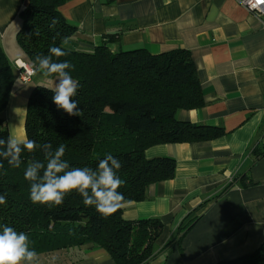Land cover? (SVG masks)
<instances>
[{"label":"crops","instance_id":"0c3cea01","mask_svg":"<svg viewBox=\"0 0 264 264\" xmlns=\"http://www.w3.org/2000/svg\"><path fill=\"white\" fill-rule=\"evenodd\" d=\"M26 5L27 0H0V44L17 77L3 116L19 139L26 138L28 97L48 80L19 79L16 63L30 65L16 41ZM59 11L77 28L67 45L74 51L92 52L108 36L116 39L113 52L188 51L204 104L178 111L176 118L224 131L209 142L146 150L147 159L175 161L173 179L151 185L145 201L123 206L127 221L163 224L155 256L146 264H217L255 252L264 243V16L236 0H70ZM13 120L20 121L18 132ZM38 257L40 264H116L93 246Z\"/></svg>","mask_w":264,"mask_h":264},{"label":"trees","instance_id":"16d2710c","mask_svg":"<svg viewBox=\"0 0 264 264\" xmlns=\"http://www.w3.org/2000/svg\"><path fill=\"white\" fill-rule=\"evenodd\" d=\"M68 1L27 0L18 16L21 28L16 41L30 65L35 56L48 55L50 47H62L68 52L59 60L74 65L69 71L79 88L73 99L83 114L69 116L57 109L52 100L54 93L36 86L27 100L26 138L38 144L50 143L53 149L64 144V159L70 167L96 169L99 160L111 154L122 164L118 175L124 183L119 191L126 198L125 204L145 201L151 185L175 177L174 159H147L148 148L209 142L223 136L224 131L176 118L178 111L198 109L204 104L188 51L160 55L146 49L113 52L114 36L105 38L92 52L71 50L62 41L67 38L69 42L77 28L59 11ZM36 30L39 35H31ZM15 81V69L0 44V137L4 138L10 133L3 113ZM33 159L43 161V152L25 150L20 168L11 167L0 157V195L6 197V203L0 205V226L7 224L27 233L30 247L38 256L62 255L93 246L106 250L116 264H146L154 258L155 244L163 233L158 219L127 221L123 207L103 218L94 207L84 206L75 191L60 206L33 204L29 182L24 179V170ZM195 221L181 227L178 235H183ZM217 264H264V243L250 255Z\"/></svg>","mask_w":264,"mask_h":264},{"label":"clouds","instance_id":"9594fccd","mask_svg":"<svg viewBox=\"0 0 264 264\" xmlns=\"http://www.w3.org/2000/svg\"><path fill=\"white\" fill-rule=\"evenodd\" d=\"M252 8L264 5V0H248ZM264 11V9H260ZM56 21H52L55 26ZM31 35L38 36L36 30ZM62 43L68 44L65 38ZM68 52L62 47H50L48 55H37L30 65L32 75L52 79L50 89L54 95L53 103L57 109L63 110L69 116H82L77 95L79 83L70 74L74 65L67 60H59ZM57 59H53V58ZM43 152V161L33 159L24 170V179L29 182V199L33 204L56 207L63 204L65 197L77 192L82 197L86 207H94L103 218H107L120 210L126 203V198L119 191L124 183L118 175L121 162L111 154L100 159L96 169L89 167H70L64 159L66 146L60 144L53 149L52 144H38L32 139H19L9 134L7 138L0 137V157L13 168H20L21 155L27 150ZM3 164L0 163V168ZM6 203V197L0 195V205ZM0 264H40L38 253L30 247V239L24 231H17L7 224L0 226Z\"/></svg>","mask_w":264,"mask_h":264},{"label":"built area","instance_id":"2783aa9c","mask_svg":"<svg viewBox=\"0 0 264 264\" xmlns=\"http://www.w3.org/2000/svg\"><path fill=\"white\" fill-rule=\"evenodd\" d=\"M239 5L244 7L248 12L257 15L258 17H263L264 16V11L260 9H264V5H260L259 8H252L248 2V0H236ZM16 68L19 72V79L22 83L28 84L32 81V79L35 77L32 75L30 72V65L23 63V64H17L16 63Z\"/></svg>","mask_w":264,"mask_h":264},{"label":"rangeland","instance_id":"374dc122","mask_svg":"<svg viewBox=\"0 0 264 264\" xmlns=\"http://www.w3.org/2000/svg\"><path fill=\"white\" fill-rule=\"evenodd\" d=\"M17 78V77H16ZM41 86H44V87H47V88H51L53 87V81L52 79H48L43 85ZM20 121L19 120H13V123H12V128L14 130V132H18V129L21 127L20 126ZM24 133H25V128H24ZM26 135V134H25ZM41 256V255H39Z\"/></svg>","mask_w":264,"mask_h":264}]
</instances>
